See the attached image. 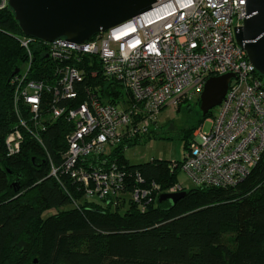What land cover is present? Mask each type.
Listing matches in <instances>:
<instances>
[{"label": "built area", "instance_id": "obj_1", "mask_svg": "<svg viewBox=\"0 0 264 264\" xmlns=\"http://www.w3.org/2000/svg\"><path fill=\"white\" fill-rule=\"evenodd\" d=\"M8 6L9 0H2L0 8ZM247 18V0H161L83 44L65 38L38 43L23 36L29 60L12 81L19 128L7 138L8 153L21 152L23 130L46 148L47 122L62 121L71 130L62 163L55 165L49 155L51 176L62 183L65 175L83 190L75 206L130 201L145 212L159 194L185 188L178 182L162 192L140 172L106 166L108 159L101 157L157 128L168 106L199 100L210 78L232 74L226 97L207 119L210 130L204 122L185 158L171 161L170 169H181L196 187L235 186L264 155V78L236 40ZM34 45L53 63L51 83L29 79ZM45 96H51L50 112L43 110Z\"/></svg>", "mask_w": 264, "mask_h": 264}, {"label": "trees", "instance_id": "obj_2", "mask_svg": "<svg viewBox=\"0 0 264 264\" xmlns=\"http://www.w3.org/2000/svg\"><path fill=\"white\" fill-rule=\"evenodd\" d=\"M23 36L12 9L0 8V264H264V155L233 187L186 190L174 207L159 203L161 193L145 212L130 201L116 206L87 200L75 206L83 190L65 175L62 183L51 176L49 155L55 165L62 163L71 130L62 121L47 122L46 148L23 130L21 152L10 155L6 141L19 128L12 81L29 60ZM33 55L29 79L51 83L53 63L36 45ZM109 86L103 90L107 95ZM49 100L45 96L44 112H50ZM212 115H201L184 131L185 151ZM157 128L123 142L100 161L140 172L147 184L167 191L178 184L172 160L133 165L125 157L128 148L167 138Z\"/></svg>", "mask_w": 264, "mask_h": 264}, {"label": "water", "instance_id": "obj_3", "mask_svg": "<svg viewBox=\"0 0 264 264\" xmlns=\"http://www.w3.org/2000/svg\"><path fill=\"white\" fill-rule=\"evenodd\" d=\"M161 0H9L24 36L51 43L65 38L83 44L137 16L150 11ZM248 18L236 33L237 43L251 64L264 77V0H247ZM17 71L16 73H18ZM232 74L212 77L200 97L201 112L207 116L224 100ZM187 196L183 191L162 194L159 203L174 207Z\"/></svg>", "mask_w": 264, "mask_h": 264}, {"label": "rangeland", "instance_id": "obj_4", "mask_svg": "<svg viewBox=\"0 0 264 264\" xmlns=\"http://www.w3.org/2000/svg\"><path fill=\"white\" fill-rule=\"evenodd\" d=\"M0 7H2V0H0ZM216 110L214 109L212 113H215ZM201 115V104H198L196 98L182 105L168 106L162 111L157 128L161 135L167 138L151 139L128 148L125 152L126 159L133 165L147 163L152 159L182 161L185 158L184 131L191 127ZM203 124L204 122L201 125ZM203 126L205 131L210 130L211 125L208 120H205ZM193 139L194 134L190 140ZM177 175L178 182L185 188V191L196 188V185L181 169L177 171Z\"/></svg>", "mask_w": 264, "mask_h": 264}]
</instances>
